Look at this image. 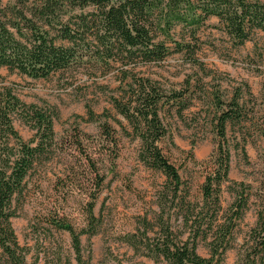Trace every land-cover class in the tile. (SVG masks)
Listing matches in <instances>:
<instances>
[{
  "label": "rangeland",
  "instance_id": "rangeland-1",
  "mask_svg": "<svg viewBox=\"0 0 264 264\" xmlns=\"http://www.w3.org/2000/svg\"><path fill=\"white\" fill-rule=\"evenodd\" d=\"M9 1L12 0L0 3ZM199 36L200 65L186 62L182 53H173L164 61L140 66L135 72L155 81L167 95L182 92L189 102L181 113L177 104L163 108L161 117L167 135L159 143L179 169L183 208L180 200L170 205L167 196L171 187L166 177L144 165L139 158L140 140L110 103V97L121 95L125 86L116 70L88 65L48 79L0 72L2 85L12 88L22 101L54 114V156L36 171L24 204L12 219L18 240L27 249L24 264H65L67 258L76 264L69 233L56 228L53 221L66 218L77 230L88 229L89 202L95 204L99 221L96 234L81 235L86 262L156 264L136 253L124 236L144 231L143 219H148L156 232L162 217L179 239L186 240L191 231L182 209L191 204L195 215H213L212 201L206 203L203 187L219 159L220 142L229 152V180L221 184L216 223L231 217V207L240 194L248 195L231 248L220 263L235 264L264 205V30L257 28L250 40L238 45L219 19L212 16L205 21ZM236 95L247 113V121L241 125L229 123L223 140L215 124L214 117L219 112L215 104L220 99L226 107ZM89 108L95 112V120L90 118ZM103 124L112 128L117 146L106 141ZM14 126L23 140L34 137V130L19 117ZM99 177L104 180L98 188ZM197 245L200 255H211L208 241L199 238ZM1 264L7 262L2 259Z\"/></svg>",
  "mask_w": 264,
  "mask_h": 264
},
{
  "label": "trees",
  "instance_id": "trees-1",
  "mask_svg": "<svg viewBox=\"0 0 264 264\" xmlns=\"http://www.w3.org/2000/svg\"><path fill=\"white\" fill-rule=\"evenodd\" d=\"M212 16L219 19L238 45L250 40L257 28L264 30V2L257 0H12L0 3V72L7 70L33 79H48L88 65L116 70L125 86L121 95L110 97V103L140 140L139 158L144 165L166 177L171 187L167 196L170 205L180 200L183 208L179 169L159 143L167 135L161 117L163 108L177 104L181 113L189 107V102L182 92L167 95L155 81L135 72L138 67L157 64L173 53H182L186 62L200 65L199 31ZM2 79L0 75V264L2 259L7 264H24L27 249L20 244L12 219L18 216L25 202L30 180L54 156V114L35 104H26L12 88L2 85ZM239 100L236 95L226 107L220 99L215 104L219 110L214 118L220 139H225L229 123L241 125L247 121V113ZM88 114L95 120L93 109L89 108ZM16 117L34 130L31 140H23L15 129ZM102 134L106 141L117 146L116 135L108 124L102 125ZM224 146L223 142L219 143V159L203 187L206 203L212 201L213 215L209 212L205 218L199 213L195 215L191 204L188 209H182L191 231L186 240L179 239L162 217L156 232L150 221L143 219L144 231L124 236V241L136 253L156 264L222 262L248 205V195L240 194L234 202L236 209L231 207V217L216 223L221 184L229 180V152ZM103 180L99 177L98 188ZM94 207L89 202L88 229L77 230L66 218L53 221L56 228L69 233L76 264H90L82 256L81 235L97 233L99 219ZM199 238L208 241L209 257L198 253ZM65 264H72V259L67 258ZM235 264H264V205Z\"/></svg>",
  "mask_w": 264,
  "mask_h": 264
}]
</instances>
